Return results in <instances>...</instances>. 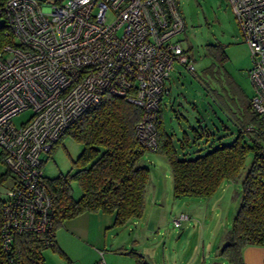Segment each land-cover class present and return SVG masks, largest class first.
I'll list each match as a JSON object with an SVG mask.
<instances>
[{
  "label": "built area",
  "instance_id": "1",
  "mask_svg": "<svg viewBox=\"0 0 264 264\" xmlns=\"http://www.w3.org/2000/svg\"><path fill=\"white\" fill-rule=\"evenodd\" d=\"M227 1L251 54V103L264 122V0ZM0 18L13 35L0 49V157L12 179L2 196L6 248L21 232L52 235L42 157L71 123L105 93L126 97L141 107L136 135L153 151L170 71L175 63L196 69L177 39L185 28L178 0H4ZM26 109L16 127L13 117Z\"/></svg>",
  "mask_w": 264,
  "mask_h": 264
},
{
  "label": "trees",
  "instance_id": "2",
  "mask_svg": "<svg viewBox=\"0 0 264 264\" xmlns=\"http://www.w3.org/2000/svg\"><path fill=\"white\" fill-rule=\"evenodd\" d=\"M12 41L13 35L3 19L0 49ZM211 89L216 93V98L212 97L220 110V91L216 86ZM206 91L212 93L208 87ZM251 97L244 103L239 117L231 118L236 128L233 140L219 141L216 145L215 141L210 142L208 149L202 153L198 151L194 156L186 154L181 142L176 147L162 119L156 126L157 146L153 152L163 155L169 164L175 198L210 197L224 181L241 178L246 159L251 154V163L241 179L239 207L227 241L218 250L228 264H243L245 246H264V122L253 108ZM141 115V107L126 97L105 93L98 103L66 128L62 136L69 135L82 145V149L71 160L73 170L53 178L45 177L52 197V235L21 232L15 234L5 248L1 237L3 201L0 197V264H45L43 250L46 247L65 256L55 246V230L65 219L83 212L112 214L113 226H123L143 215L149 169L141 163L148 149L138 140L135 131ZM194 130L195 142L204 137L208 141L209 133L212 136V132L202 129L200 124ZM9 175L5 168L0 173V184ZM73 182L81 191L77 198L72 194ZM47 239L52 243L46 244ZM130 254L135 264H148L142 255L134 251Z\"/></svg>",
  "mask_w": 264,
  "mask_h": 264
},
{
  "label": "rangeland",
  "instance_id": "3",
  "mask_svg": "<svg viewBox=\"0 0 264 264\" xmlns=\"http://www.w3.org/2000/svg\"><path fill=\"white\" fill-rule=\"evenodd\" d=\"M178 2L185 28L177 35V39L193 57L196 73L193 75L180 64H174L167 81L169 92L162 97L161 116L163 125L178 136L182 134V128L187 129L185 118L192 125L199 120L212 132V136L210 133L207 135L208 141L204 137L192 144L190 156H194L198 151L202 153L208 149L210 142L215 141V145L219 141L228 143L235 137L236 128L231 118L239 117L244 103L253 94V86L248 75L253 62L227 0H178ZM2 20L0 18V23ZM215 86L217 90L220 89V110L212 97L214 95L216 98V93L211 89ZM207 87L212 93L206 91ZM193 104L197 106L198 115L192 110ZM211 110L217 113V117ZM190 111L195 118L191 116ZM30 114V109L20 112L13 117V124L16 127L20 126ZM81 149L82 145L69 135L62 136L50 153L42 157L44 176L53 178L60 173L73 170L71 160L76 158ZM251 160L250 154L241 178L224 181L210 197L175 198L172 195V177L166 158L157 152L147 150L141 160L149 169L143 217H149L151 221L156 215L168 218L166 228L163 226L152 228L154 231L152 236L159 239L163 234L170 235L171 240L177 241L167 244V252L171 251L175 257L185 254L187 258H194L196 255L200 258L210 252V260L213 262L209 264H220L219 251L215 256L210 247L220 245V227L230 229L240 203L241 179ZM4 170L5 165L0 158V173ZM10 181L9 175L5 182L0 184V197L4 195ZM71 187L73 196L79 197L81 191L77 184L73 182ZM154 201L155 207L152 204ZM181 214L187 215L188 219L179 224L175 223L174 218Z\"/></svg>",
  "mask_w": 264,
  "mask_h": 264
},
{
  "label": "crops",
  "instance_id": "4",
  "mask_svg": "<svg viewBox=\"0 0 264 264\" xmlns=\"http://www.w3.org/2000/svg\"><path fill=\"white\" fill-rule=\"evenodd\" d=\"M218 86L220 88V84ZM192 108L198 115L197 106L193 104ZM211 111L217 117V113L214 110ZM190 114L195 118L191 111ZM185 120L187 129L182 128V134H179V136L166 125H164V128L172 135L176 147L181 142L184 144L186 154L190 155L192 144L197 142L193 141L196 133L194 129L200 124L202 129L205 128L207 132L210 130L205 124L202 125L199 120L194 125L189 123L187 118ZM180 138L183 141H180ZM152 204L155 207L156 201ZM178 218H174L175 223H177ZM167 219L166 216L158 217L156 215L151 221L149 217H143L142 215L138 219L130 220L123 226H113L112 214L83 212L65 219L55 230V246L65 256L59 253L58 250L48 247V249L43 250L44 262L45 264H135V260L130 254L132 251L142 255L148 264H209L213 262V260H210V252L202 257L200 256V258L197 255L194 258H187L185 254L175 257L171 254V251L167 252L168 242L176 243L177 241L171 240L170 235L163 234L159 239L152 236L154 234L152 228L158 226L166 228ZM228 232L227 227H220V245L210 247L215 256L219 248L227 241ZM157 234L159 235V232ZM242 260L243 264H264V246H245L242 250ZM219 261L220 264H228L221 256Z\"/></svg>",
  "mask_w": 264,
  "mask_h": 264
}]
</instances>
